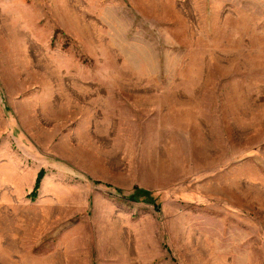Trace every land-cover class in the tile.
Segmentation results:
<instances>
[{"label":"rangeland","instance_id":"374dc122","mask_svg":"<svg viewBox=\"0 0 264 264\" xmlns=\"http://www.w3.org/2000/svg\"><path fill=\"white\" fill-rule=\"evenodd\" d=\"M0 264H264V0H0Z\"/></svg>","mask_w":264,"mask_h":264},{"label":"trees","instance_id":"16d2710c","mask_svg":"<svg viewBox=\"0 0 264 264\" xmlns=\"http://www.w3.org/2000/svg\"><path fill=\"white\" fill-rule=\"evenodd\" d=\"M42 173H43V170L40 169L38 171L36 177H35L32 192L34 190L37 191V189L39 187V184H40L41 177H42ZM127 198L130 199V200H135V201L139 200V199H149V191L147 189L142 188V187L135 186V187H133V189L130 192V194H128Z\"/></svg>","mask_w":264,"mask_h":264}]
</instances>
